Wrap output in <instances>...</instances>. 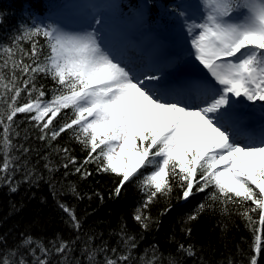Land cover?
<instances>
[{
  "label": "snow or ice",
  "instance_id": "obj_1",
  "mask_svg": "<svg viewBox=\"0 0 264 264\" xmlns=\"http://www.w3.org/2000/svg\"><path fill=\"white\" fill-rule=\"evenodd\" d=\"M199 7L203 14L198 18H193L188 5L168 10L190 37L189 55L196 72L182 78L163 75L159 68H134L104 44L96 28L68 31L58 24L21 25L19 34L9 38L10 44L0 43V102L6 105V112L0 113V181L11 184L15 173L28 163H21V156L30 149L13 140L21 136L17 131L21 122L15 118L29 114L26 119L34 122L38 139L48 146L74 129L75 139L88 150L75 171L87 177L91 173L84 165L96 162L98 172L119 177L117 196L126 183L138 179L140 169L151 168L139 180L146 199L133 216L145 229L151 220L145 211L158 196L173 191L174 181L184 201L211 189L207 197L211 203H201L187 221H195L217 202L227 212L229 204L251 201L253 206L240 215L254 234V251L259 255L264 243V127L257 137L245 133L241 125L245 109L254 111L259 103L264 112V0H202ZM25 43H30V49H25ZM42 80H51L53 87L47 89ZM49 91L51 96L46 98ZM22 93L26 102L20 103ZM66 109H71V117L54 127ZM56 150L65 154V169L76 165L67 148ZM30 175L26 172L25 179ZM72 192L76 193L75 187ZM58 206L79 230L75 209L63 203ZM252 213L259 214L258 220ZM187 232L190 235L191 229ZM120 234L124 251L109 249L106 243L88 245L82 250L87 264H134L135 237L123 228ZM33 242L28 236L22 245ZM35 244L29 249L31 264H51L53 253L61 254L59 264H80L71 258L75 241L57 236L51 248L40 240ZM152 251V259L141 264H159L155 245ZM178 251L196 255L192 244H180ZM99 253L102 260L97 259ZM0 264L29 261L8 250L0 254ZM168 264L176 260L169 256ZM249 264H257L255 256Z\"/></svg>",
  "mask_w": 264,
  "mask_h": 264
},
{
  "label": "trees",
  "instance_id": "obj_2",
  "mask_svg": "<svg viewBox=\"0 0 264 264\" xmlns=\"http://www.w3.org/2000/svg\"><path fill=\"white\" fill-rule=\"evenodd\" d=\"M64 1L0 0V43L10 44L9 38L19 34L21 25L38 24V19L52 23L55 21L53 14H70L74 5L67 7ZM118 1L128 11L130 18L140 13L143 0ZM192 1L147 0L145 12L152 22L158 17L167 21L171 17L168 11L170 8ZM39 39L43 44V38ZM24 47L30 49V43H25ZM42 82L49 90L53 87L51 80ZM50 96L49 91L46 98ZM19 102H26L24 93ZM2 112H6V105L0 102V113ZM27 115L29 114H18L15 118L21 122L17 129L21 136L15 138L13 143L23 144L30 149L29 153L21 156V163L24 160L28 163L15 173L11 184L0 181V254L16 250L17 257L23 255L31 264L33 257L29 249L36 247L35 241L40 240L51 248V242L59 236L64 240L75 241L71 258L79 260L80 264H87V253L82 250L88 245L95 248L106 243L109 249L116 247L118 251H124L120 234L123 228L127 235L134 236L136 240L137 247L132 250L134 264L152 259L154 245L159 264H168L169 256L176 260V264H228L229 260L232 264H249L250 258L254 256L257 264H264V243L262 252L257 255L253 245L254 234L240 215L245 208L253 206L251 201L243 205L229 204L227 212L221 211L217 202L212 207H206L195 221H187V217L201 203H211L207 199L211 189L184 201L180 199L182 189L174 181L173 191L168 196H158L145 211L151 217L149 227L145 229L133 216L146 199L139 180L151 168L140 169L138 179L126 183L117 196L114 190L119 177L112 173L98 172L96 162L84 165V170L91 173L87 177L75 171V167H79L87 157L88 150L75 139L74 129L62 133L48 146L46 141L38 139L39 130L32 126L34 122L30 123L26 119ZM70 117L71 109L62 111L54 121V127L58 128ZM63 148H67L69 155L76 158L75 166L69 165L68 169L63 167L67 163L65 154L56 150ZM15 154L20 155V152ZM46 164L48 167H45ZM26 172L31 173L29 179H25ZM12 187L16 190L12 191ZM73 187L76 193L72 192ZM59 203L75 209L81 223L79 230L72 227L68 216L58 206ZM252 216L254 220L259 218L258 213H252ZM189 228L190 235L187 232ZM28 236L33 237L34 242L23 246L22 241ZM89 237H92L91 241ZM180 244H192L196 255L190 257L178 251ZM36 255H40L38 248ZM50 259L51 264H59L61 254L53 253ZM97 259L102 260L103 253H99Z\"/></svg>",
  "mask_w": 264,
  "mask_h": 264
},
{
  "label": "rangeland",
  "instance_id": "obj_3",
  "mask_svg": "<svg viewBox=\"0 0 264 264\" xmlns=\"http://www.w3.org/2000/svg\"><path fill=\"white\" fill-rule=\"evenodd\" d=\"M90 2L100 5L99 8L92 12L91 17L85 14V5ZM64 5L67 7L74 5L75 13H72L71 16L69 14L66 15V13L53 14L54 22L48 23L47 21L43 22V19H38V24H58L68 31L96 28L99 30V34L107 47L109 45L119 46L117 43L124 41L125 47H133L136 51L141 50L142 53L140 55L142 57L148 56L150 46H152L153 50L160 51V55L152 62L150 68H159L163 75H170L172 78H182L196 72L195 64L189 55L187 41L190 37L181 27V21L174 16L171 15L172 18L170 17L171 19L169 18L167 21L158 17L156 21L151 22L146 14L140 12L130 18L128 11L120 6L118 0H65ZM182 5L191 6L193 18H198L203 14L202 8L199 7L202 5V0H193L190 3H182ZM198 14L200 15L198 16ZM96 19L101 21L99 25L94 23ZM127 49L126 51H128ZM135 50H133L134 54L136 53ZM173 54L175 59L169 60L171 63L162 62L161 58L166 55L171 57ZM120 58L128 63L127 58L121 56ZM166 63L167 65H165ZM129 64L133 66L134 63L130 60ZM181 64L185 65L183 75L178 73V68ZM134 68L140 70L137 65ZM244 117L243 124L245 128L242 126V130L249 135L255 136L254 130L258 137L261 128L264 127V112H261L259 103L255 106L254 111L245 109Z\"/></svg>",
  "mask_w": 264,
  "mask_h": 264
},
{
  "label": "bare ground",
  "instance_id": "obj_4",
  "mask_svg": "<svg viewBox=\"0 0 264 264\" xmlns=\"http://www.w3.org/2000/svg\"><path fill=\"white\" fill-rule=\"evenodd\" d=\"M152 46L149 47V51H150V55L149 58L151 59V61H154L156 58H158V56L160 55V51L158 50H152L151 48ZM118 51H116L117 53ZM150 64V63H149ZM147 67V66H146ZM148 67H150V65H148Z\"/></svg>",
  "mask_w": 264,
  "mask_h": 264
},
{
  "label": "water",
  "instance_id": "obj_5",
  "mask_svg": "<svg viewBox=\"0 0 264 264\" xmlns=\"http://www.w3.org/2000/svg\"><path fill=\"white\" fill-rule=\"evenodd\" d=\"M182 72H183V68L180 69V73H182Z\"/></svg>",
  "mask_w": 264,
  "mask_h": 264
}]
</instances>
